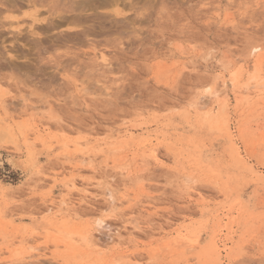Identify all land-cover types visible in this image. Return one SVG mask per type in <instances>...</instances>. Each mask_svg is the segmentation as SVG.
Here are the masks:
<instances>
[{
	"label": "rangeland",
	"instance_id": "obj_1",
	"mask_svg": "<svg viewBox=\"0 0 264 264\" xmlns=\"http://www.w3.org/2000/svg\"><path fill=\"white\" fill-rule=\"evenodd\" d=\"M255 45L264 0H0V264H264Z\"/></svg>",
	"mask_w": 264,
	"mask_h": 264
},
{
	"label": "bare ground",
	"instance_id": "obj_2",
	"mask_svg": "<svg viewBox=\"0 0 264 264\" xmlns=\"http://www.w3.org/2000/svg\"><path fill=\"white\" fill-rule=\"evenodd\" d=\"M108 4V3H107ZM111 4V3H110ZM111 6H112V4H111ZM116 12H118V11H116ZM261 51V48L259 47V46H257V45H255V46H252V48H251V50H250V54L251 55H256V57H257V60H256V62H257V69L255 70V74L250 78V80H254L256 83H258V84H256L257 86L259 85V86H264V83L262 84L261 82H260V80H261V78H262V76L264 75V57L262 56V53L260 52ZM234 76H233V78H232V80H231V82L233 83V84H235L236 85V81H238L239 80V78H240V75L238 74V72L237 73H235V74H233ZM239 75V76H238ZM250 82V81H249ZM255 85V84H254ZM254 85H252V86H254ZM249 87H251L250 86V83H248L247 82V84H246V88H249ZM220 93H222V92H216L215 93V97H218L219 95H220ZM200 106V105H199ZM226 108H227V104L226 103H222V105H221V109H222V113L224 112H226ZM227 114V113H226ZM226 123V122H225ZM224 124V123H223ZM21 127V126H20ZM23 127V126H22ZM229 127H227V129H228ZM21 129V128H20ZM22 130V129H21ZM2 131H3V134H5V133H9L10 132V130L9 129H7V128H5V129H2ZM11 133V132H10ZM24 133V132H23ZM2 138V137H1ZM150 141V140H149ZM32 155V154H31ZM157 155V154H156ZM87 158V157H86ZM85 160V158L84 157H82V161H84ZM140 179H141V177H140ZM76 182V181H75ZM83 184V183H82ZM87 184V183H86ZM143 185V184H142ZM141 185V186H142ZM68 187L71 189V190H73V189H75V187H76V184L74 183V180H72L71 181V183L70 184H68ZM89 191V190H88ZM73 194V193H72ZM69 195H71V194H69ZM75 195V194H74ZM77 195V194H76ZM68 196V195H67ZM64 197L60 202H59V204H58V207H59V209L57 210L58 211V215H63L66 211H69V210H71L70 209V204L72 205V199L70 198V197ZM85 196V195H84ZM62 198V197H61ZM77 200V199H76ZM54 202V201H53ZM56 202V201H55ZM58 202V201H57ZM53 205V204H52ZM73 205H74V203H73ZM53 207H55V206H51L50 208L52 209ZM47 208H49V207H47ZM49 208V209H50ZM72 208V207H71ZM54 209V208H53ZM75 209V208H74ZM74 209H72V210H74ZM65 211V212H64ZM74 213V212H73ZM73 213H70L69 212V214H65V216H67V215H70V214H73ZM77 214V213H76ZM75 215V214H74ZM104 221V220H103ZM101 222H102V220H101V218H97L96 220H95V223L96 224H98L99 225V223H100V225H101ZM76 232V231H75ZM74 232V233H75ZM71 234V233H70ZM69 234V235H70ZM71 235H73V234H71ZM70 235V236H71ZM76 235V234H75ZM86 238V237H85ZM84 237H82V239H85ZM70 239V238H69ZM87 239V238H86ZM85 239V240H86ZM90 240L92 239V237L91 238H89ZM76 240V239H75ZM75 240L73 239V237H71V239L69 240V242L70 243H73V242H75ZM23 241V243L26 241H24V240H22ZM93 241V240H92ZM86 243H87V241H86ZM90 243V242H89ZM120 243V242H119ZM31 248V247H30ZM37 248H32V250H36ZM24 251L26 252V250L24 249ZM23 250H21V251H19V252H17L16 251V254H14L15 256H17V255H19V256H21L20 254H22V252H24ZM28 251V250H27ZM43 254V253H42Z\"/></svg>",
	"mask_w": 264,
	"mask_h": 264
}]
</instances>
